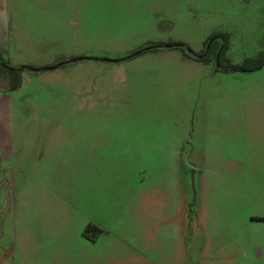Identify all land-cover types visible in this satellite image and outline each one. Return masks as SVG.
I'll use <instances>...</instances> for the list:
<instances>
[{
    "label": "rangeland",
    "instance_id": "1",
    "mask_svg": "<svg viewBox=\"0 0 264 264\" xmlns=\"http://www.w3.org/2000/svg\"><path fill=\"white\" fill-rule=\"evenodd\" d=\"M112 7L108 25L88 31L93 48L74 51L70 41L34 51V65L53 61V68L24 69L17 88L6 91L7 108L0 113V264H34V163L41 160L36 147L43 139L74 144L76 157L88 143L104 156L120 152L137 185V179L148 180L170 189L174 177L183 184L181 202L173 201L161 222H145L148 212L124 198L99 204L95 217L105 229L96 248L100 264H264V0H134ZM213 33L225 45L220 63L250 70L221 71L213 95L205 88L207 68L180 48L109 62L150 41L183 43L202 55ZM79 55L94 59L71 63ZM25 57L17 59L23 63ZM132 124L152 142L158 133L143 129L172 128L182 137L181 155L154 158L136 141L127 147L125 131ZM214 132L225 141L208 143L204 160L200 135ZM102 171L106 176L109 166ZM51 175L55 181L63 176ZM26 182L33 186L21 191L30 223L22 226L15 199ZM52 201L57 203L50 198L46 205ZM63 224L71 241L74 226ZM51 232L41 234L44 246H63L62 239L50 240ZM43 260L50 264L47 254Z\"/></svg>",
    "mask_w": 264,
    "mask_h": 264
},
{
    "label": "crops",
    "instance_id": "2",
    "mask_svg": "<svg viewBox=\"0 0 264 264\" xmlns=\"http://www.w3.org/2000/svg\"><path fill=\"white\" fill-rule=\"evenodd\" d=\"M132 1L134 0H0V62L14 68L46 67L52 66L53 61L34 65V51H45L54 45H65L70 41H72L74 51L84 50L87 45L93 48V43L96 42L90 39L89 29H101L104 24L108 25L107 22L113 19L111 15L115 14L112 4ZM155 1L161 2V0ZM150 42V44L159 43V41ZM157 49L160 48L149 51ZM19 56H26L23 63L18 61ZM88 58L80 55L73 56L71 63L92 60ZM200 62L203 67L207 68V75L203 76L207 79L205 88H208L213 95L217 82L225 75L220 73L226 71H215L211 60ZM29 72L32 71L29 70ZM11 85L10 78L0 73V113H5V108H7L3 102L6 91L17 88ZM208 94L206 92V95ZM136 126L135 124L128 125L125 131L126 137L122 134L127 140V147L136 141L142 142L144 152L150 151L149 155L154 158L174 159L181 155L179 148L182 137L172 128L169 131H167V126L143 129L144 134L146 131L149 134L158 133L152 142L151 139H147L148 134L145 139L140 138L139 128ZM42 127L44 125H40L38 130H42ZM46 127V130H49L52 126ZM82 127L86 129L87 125ZM216 132L219 133V130L216 129ZM216 132L213 135L207 133L200 135L203 139L202 158L204 160L210 157L206 153L208 143L212 147L225 141L217 138ZM37 144L36 151L38 152L40 148L42 155L41 160L34 163V213H36L34 229L39 231L35 232L38 235L34 233V264H42L46 254L49 258L47 262L50 264H57L64 260L66 264H100L99 256L102 254L96 248H98L97 243L105 229L95 217L99 204L118 203L120 198H124L130 206L141 205L148 212V220L145 219V222H151V219L153 222H161L175 200L178 199L181 202L179 196L185 192L182 182L175 177L170 189L164 188L161 183L151 184L148 180L141 182L142 180L137 179V185L134 174L125 170L123 163L127 160L120 152L115 156H104L101 148L93 143L82 144L80 146L82 153L80 151L77 157L73 154L76 146L68 144V141L62 144V142H50L48 139H43L38 140ZM116 148L119 149V147ZM104 164L109 166L106 176L102 171ZM53 172L63 176L55 181L54 175H51ZM27 183L20 186L19 196L15 199L16 223L18 225V222H22V226L30 223L29 210L26 213L23 209V194L21 195V191L25 188L32 190L33 186ZM50 198L57 201L56 204L52 201L54 203L52 207L46 205ZM43 214L47 215L48 219L35 218ZM57 214L66 216L70 220L49 218ZM63 222H69L74 226L71 241H69V235L65 233ZM88 226L89 231L84 234V229ZM49 231H52L51 236H54L50 237V240L62 239L64 245L59 247L47 244L45 247L43 244L45 239L41 234Z\"/></svg>",
    "mask_w": 264,
    "mask_h": 264
},
{
    "label": "trees",
    "instance_id": "3",
    "mask_svg": "<svg viewBox=\"0 0 264 264\" xmlns=\"http://www.w3.org/2000/svg\"><path fill=\"white\" fill-rule=\"evenodd\" d=\"M222 41V40H221ZM221 46L217 49L214 45H212L210 48H209V51L207 52V54L204 56V57H201L199 59H196V58H193L191 55H189L183 48H180L184 55L189 57V58H192V59H195L197 61H202V62H206V61H213V64H214V61H215V56H216V53L217 51L220 49V54H219V57H218V66L214 69L215 71H238V70H243V71H250L249 69H239V68H242V67H237V66H234V65H231L228 61H226V65H222L220 62H221V58H223V51H225V45L223 44V42H221ZM180 44H183V43H180ZM185 46H187L186 44H183ZM188 47V46H187ZM189 48V47H188ZM190 49V48H189ZM191 50V49H190ZM192 51V50H191ZM193 52V51H192ZM144 53V52H143ZM194 53V52H193ZM264 53V52H263ZM262 53V54H263ZM196 54V53H194ZM211 54H213L214 58L211 59ZM261 54V55H262ZM198 55V54H197ZM261 57V56H260ZM264 62V59H262L261 63ZM59 66V65H57ZM49 69L50 68H53V66H50L48 67ZM24 69H26V67H20V68H14V67H11L9 65H6L4 63H1L0 62V73L1 74H4L6 76H8L10 78V81H11V86L13 88H16L18 86V81L20 79V73L21 71H23ZM46 68L42 69V70H45ZM36 70V69H35ZM39 70V69H37ZM36 70V71H37ZM89 231V226L86 227L84 229V234L87 233Z\"/></svg>",
    "mask_w": 264,
    "mask_h": 264
},
{
    "label": "water",
    "instance_id": "4",
    "mask_svg": "<svg viewBox=\"0 0 264 264\" xmlns=\"http://www.w3.org/2000/svg\"><path fill=\"white\" fill-rule=\"evenodd\" d=\"M210 42H208V44L205 47V51L202 55H197L194 54L187 46L180 44V43H156V44H149L148 46H145L143 48H140L138 50H135L125 56H122L120 58H115V59H109V62L111 63H117V62H121V61H125L128 60L134 56H137L143 52L152 50V49H156V48H183L189 55H191L193 58L199 59L201 57H204L208 50H209V46H210ZM220 54V49L217 51L216 56H215V64L218 66V57ZM88 59H94V58H88ZM26 69L30 70V71H35L34 68H30V67H26ZM239 71H243V70H239Z\"/></svg>",
    "mask_w": 264,
    "mask_h": 264
},
{
    "label": "flooded vegetation",
    "instance_id": "5",
    "mask_svg": "<svg viewBox=\"0 0 264 264\" xmlns=\"http://www.w3.org/2000/svg\"><path fill=\"white\" fill-rule=\"evenodd\" d=\"M209 48L214 45L217 49L221 46L222 37L219 33H214L212 36ZM205 51V50H204ZM209 51V50H208Z\"/></svg>",
    "mask_w": 264,
    "mask_h": 264
}]
</instances>
